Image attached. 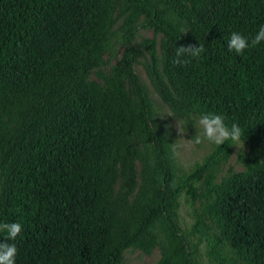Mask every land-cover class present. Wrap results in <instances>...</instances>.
<instances>
[{
	"label": "trees",
	"instance_id": "16d2710c",
	"mask_svg": "<svg viewBox=\"0 0 264 264\" xmlns=\"http://www.w3.org/2000/svg\"><path fill=\"white\" fill-rule=\"evenodd\" d=\"M138 26L162 35L159 57ZM262 26L264 0H0V223L22 227L0 242L16 245L15 264H120L125 249L155 246V264H195L199 243L215 264H264V153L239 152L245 170L214 187L209 224L182 230L176 199L231 141L178 174L133 70L144 52L174 116L222 115L264 144V42L227 47ZM199 43V58L173 63Z\"/></svg>",
	"mask_w": 264,
	"mask_h": 264
},
{
	"label": "rangeland",
	"instance_id": "374dc122",
	"mask_svg": "<svg viewBox=\"0 0 264 264\" xmlns=\"http://www.w3.org/2000/svg\"><path fill=\"white\" fill-rule=\"evenodd\" d=\"M185 30V27L181 28V31L184 32ZM144 38L154 39L155 51L159 57V42L162 40V35L155 33L152 29L138 26L135 40L138 42ZM148 61L147 54L143 52V55L138 57L137 62L133 65L134 73L145 86L148 99L152 105L157 130L169 144L174 166L178 174H187L203 164L216 149L217 145L210 144L207 141H203L200 144L191 141L197 133L202 137V129L198 124L200 117L189 115L186 118H179L171 113L166 105L158 98L149 83L147 77ZM114 63L115 60L106 62V64L94 70L90 74L89 79L101 83L102 77L107 75L110 65ZM242 140L243 147L233 146L230 142L220 160L216 164L209 165L199 177L192 180L180 193L176 199L175 213L178 226L182 230H189L194 223L196 225L209 224L206 213L212 197V190L222 179L245 170L244 165L237 158L239 152H244L258 159L264 153L263 143L252 141L248 138H242ZM135 141L137 142L139 150L143 151L144 148L140 138L136 137ZM136 168L137 170L139 169L138 162H136ZM159 258L160 249L158 246L153 247L148 254H144L136 247H130L123 251L120 264H155ZM193 258L195 264H215L206 256L203 243L197 245Z\"/></svg>",
	"mask_w": 264,
	"mask_h": 264
},
{
	"label": "clouds",
	"instance_id": "9594fccd",
	"mask_svg": "<svg viewBox=\"0 0 264 264\" xmlns=\"http://www.w3.org/2000/svg\"><path fill=\"white\" fill-rule=\"evenodd\" d=\"M262 42H264V26L260 27L250 40L240 33L232 32L227 47L229 52H235L237 55H240L245 50L254 48ZM204 51V46L201 43L198 46L188 45L178 47L173 63L177 66H185L189 62L185 57L199 58ZM198 124L202 129V137L197 133L195 138L191 140L194 143L200 144L203 141H207L210 144L221 146L231 141L233 146L243 147L241 129L235 123L231 127H228L222 115L204 114L199 118ZM21 231L22 227L20 223H0V232L7 233L6 240L15 241ZM16 255L17 248L14 243L0 242V264H15Z\"/></svg>",
	"mask_w": 264,
	"mask_h": 264
}]
</instances>
